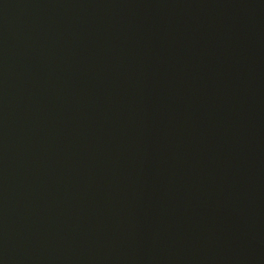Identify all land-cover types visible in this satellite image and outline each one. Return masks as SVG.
Listing matches in <instances>:
<instances>
[{
	"label": "water",
	"instance_id": "obj_1",
	"mask_svg": "<svg viewBox=\"0 0 264 264\" xmlns=\"http://www.w3.org/2000/svg\"><path fill=\"white\" fill-rule=\"evenodd\" d=\"M0 264H264V0H0Z\"/></svg>",
	"mask_w": 264,
	"mask_h": 264
}]
</instances>
